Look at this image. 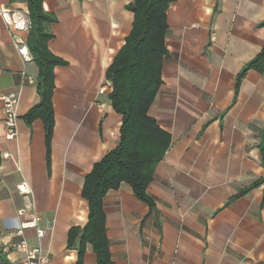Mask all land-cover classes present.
<instances>
[{"label":"crops","instance_id":"crops-1","mask_svg":"<svg viewBox=\"0 0 264 264\" xmlns=\"http://www.w3.org/2000/svg\"><path fill=\"white\" fill-rule=\"evenodd\" d=\"M134 0H44L56 18L49 50L66 62L55 69V127L47 161L45 127L26 114L40 102L38 67L15 47L0 15V264H24L15 245L40 246L49 264H76L68 248L73 227H85V176L120 141L122 116L109 99L106 71L129 36ZM27 11L22 1L0 0ZM168 55L149 110L172 145L158 164L148 196L127 184L104 200L113 264H264V73L237 76L264 45V0H175L168 9ZM19 94L18 137L7 139L2 97ZM262 181L244 195L255 183ZM30 190V208L17 189ZM19 215L20 210H25ZM38 217V228L21 224ZM84 264H98L89 245Z\"/></svg>","mask_w":264,"mask_h":264},{"label":"trees","instance_id":"trees-1","mask_svg":"<svg viewBox=\"0 0 264 264\" xmlns=\"http://www.w3.org/2000/svg\"><path fill=\"white\" fill-rule=\"evenodd\" d=\"M15 1L17 0H11ZM19 1L26 3V12L32 22L27 45L38 67L37 91L40 96V102L24 118L28 125L37 119L42 120L45 127L47 161L50 163L55 127V69L65 66L66 62L49 50L48 43L53 35L48 26L56 18L44 11V0ZM174 1L134 0L127 6V10L134 15L132 30L106 71V80L112 86L109 95L112 108L122 116L120 141L85 176L82 197L89 207L88 223L83 228H71L68 235V248L77 249L76 264H84L89 245L96 254L98 264H113L104 209V200L109 192L117 191L122 184H127L138 200L145 203L150 210L154 209L155 203L148 196L147 190L154 180L156 167L172 145V137L149 115V110L163 84V63L168 55L167 12ZM258 27L264 28V21ZM251 70L264 73V45L260 53L237 76L236 96L242 80ZM261 139L264 166V130ZM262 183H255L239 195L246 194Z\"/></svg>","mask_w":264,"mask_h":264},{"label":"built area","instance_id":"built-area-1","mask_svg":"<svg viewBox=\"0 0 264 264\" xmlns=\"http://www.w3.org/2000/svg\"><path fill=\"white\" fill-rule=\"evenodd\" d=\"M0 15L15 32L29 34L32 29V22L27 12L5 8L0 12ZM15 47L17 48L19 54L25 60H28L30 58L31 55L29 47L27 45V40L20 38L18 41H16ZM2 102L4 126L7 132L6 137L9 140H14L18 137L16 126L19 118L17 112V106L19 104V94L10 93L2 97ZM17 189L19 193L24 196L27 208H30V190L28 186L25 183H21L18 185ZM25 213L26 209L19 211V215H24ZM38 221V217H33V219L22 223L21 228L18 231V235L22 236L23 230L25 229H35L36 236L39 239H42L45 235V231L41 228H38ZM14 249L17 253L23 255L24 264H49V257L44 253L42 248L40 246L31 245L24 239L16 244Z\"/></svg>","mask_w":264,"mask_h":264}]
</instances>
